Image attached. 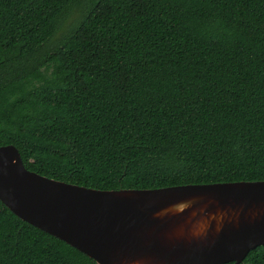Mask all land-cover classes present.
I'll list each match as a JSON object with an SVG mask.
<instances>
[{"label":"trees","instance_id":"16d2710c","mask_svg":"<svg viewBox=\"0 0 264 264\" xmlns=\"http://www.w3.org/2000/svg\"><path fill=\"white\" fill-rule=\"evenodd\" d=\"M5 145L97 190L264 181V0H0ZM0 264L96 262L0 201Z\"/></svg>","mask_w":264,"mask_h":264},{"label":"water","instance_id":"95a60500","mask_svg":"<svg viewBox=\"0 0 264 264\" xmlns=\"http://www.w3.org/2000/svg\"><path fill=\"white\" fill-rule=\"evenodd\" d=\"M0 201L96 264H241L264 246V181L97 190L29 171L5 145Z\"/></svg>","mask_w":264,"mask_h":264}]
</instances>
